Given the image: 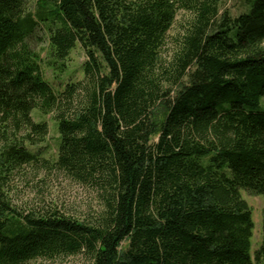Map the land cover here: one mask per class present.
Instances as JSON below:
<instances>
[{"label": "trees", "instance_id": "obj_1", "mask_svg": "<svg viewBox=\"0 0 264 264\" xmlns=\"http://www.w3.org/2000/svg\"><path fill=\"white\" fill-rule=\"evenodd\" d=\"M33 1L0 0V264H253L242 193L264 198V0L235 17L225 0ZM39 27L53 63L85 53L61 92L26 44ZM34 110L57 122L53 160ZM34 165L94 189L100 211H18L11 181Z\"/></svg>", "mask_w": 264, "mask_h": 264}, {"label": "rangeland", "instance_id": "obj_2", "mask_svg": "<svg viewBox=\"0 0 264 264\" xmlns=\"http://www.w3.org/2000/svg\"><path fill=\"white\" fill-rule=\"evenodd\" d=\"M244 1L225 0L219 6L220 14L227 11L231 16H237L244 11L242 5ZM27 5L32 11L35 9L33 0H27ZM188 17L184 11L178 13L175 24L167 34L166 45L162 50L164 58L172 53L175 39L181 33V28ZM48 36V30L45 27H39L27 38L26 44L38 56L44 80L52 86L55 92H61L68 83H76L83 79L82 66L86 60L85 53L76 44L63 64L53 63L49 57ZM31 115L36 122H46L48 125V136L42 145L45 153L43 157L53 160L59 141L57 122L53 120L52 114L43 115L34 110ZM9 195L18 211L42 210L51 207L81 220L85 217L90 218L100 211V202L94 189L77 184L62 173L44 170L35 165L25 167L23 171L13 177ZM242 196L250 208L253 221L250 251L252 262L253 264H264V257H261L259 261L254 259V253L260 248L264 237L262 213L264 198L262 196H250L244 192ZM32 264H88V262L82 256H76L54 260H37Z\"/></svg>", "mask_w": 264, "mask_h": 264}]
</instances>
